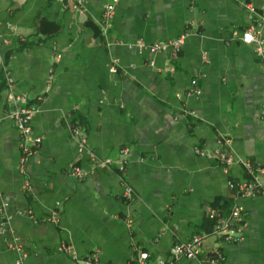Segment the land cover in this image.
<instances>
[{"label": "crops", "instance_id": "1", "mask_svg": "<svg viewBox=\"0 0 264 264\" xmlns=\"http://www.w3.org/2000/svg\"><path fill=\"white\" fill-rule=\"evenodd\" d=\"M81 1L0 0V264H83L93 254L138 264V250L208 264L215 248L225 264H264V196L229 186L249 177L247 163L264 165V53L234 34L253 22L247 0H119L106 32L109 0ZM248 1L264 16V0ZM181 36L176 54L136 45ZM9 76L38 106L41 142L26 158L9 118ZM75 129L97 158L127 148L124 169L81 155ZM225 137L230 164L201 153L224 149ZM236 203L241 240L209 235L196 259H173L176 242L212 232L211 208L228 214Z\"/></svg>", "mask_w": 264, "mask_h": 264}, {"label": "built area", "instance_id": "2", "mask_svg": "<svg viewBox=\"0 0 264 264\" xmlns=\"http://www.w3.org/2000/svg\"><path fill=\"white\" fill-rule=\"evenodd\" d=\"M119 0H109L105 4L104 15H103V26L105 28L104 32L111 26L114 18L115 8ZM81 0H76L75 7L81 4ZM246 9L249 12L253 22L250 23L241 32L235 31L234 34L246 44L253 45L254 51L258 56H262L264 53V33L261 30V26L264 20V16L260 15L255 6L251 1L245 2ZM184 41V36L169 42V43H155L146 44L143 41H137V47L146 49L149 52L156 53L167 46L173 48L176 54ZM117 59H113V64L110 66L112 72H116ZM8 83V101L11 103V110L9 112L10 120L15 124L19 134H20V148L24 154V158L28 155L34 153L35 149L39 146L41 138L36 136L32 127V120L34 115L38 110V106L30 102L29 97L26 94H18L13 91L12 88V78L7 77ZM190 93L199 95L201 93L200 89L197 87V80L191 81ZM78 138V151L82 155L85 152L95 160L97 163L103 166H114L120 167L121 170L127 164L128 149L122 148L119 150V154L115 158H97V156L90 152L87 148L86 138L79 130L75 129ZM219 145L225 144L227 147L221 149L220 147L214 148L211 152L206 153L208 157H214L219 159L225 164H230L232 162V154L229 150L230 139L229 138H219L217 139ZM24 160V159H23ZM247 168L249 171V177L241 182L229 181V186L235 191L237 197L253 198L258 195L264 196V165L253 167L251 164L247 163ZM71 175L76 178L83 177V170L79 166H73L71 168ZM133 193L132 188L127 185L125 187V196L130 197ZM208 216L210 219L214 220V227L211 233L203 235H194L191 239L181 242H176L171 250L173 259L187 258L196 259L201 253L203 241L209 235H214L215 237H220L226 241H239L241 240V230L245 224V218L243 214V207L239 204H234L228 214H222L218 209L211 208L209 210ZM13 248L20 251L22 248L17 244H11ZM60 251L68 253L70 252V247L68 245H62ZM138 264H171L170 261L165 259H158L153 261L150 254L144 250H138L137 256ZM206 262L208 264H225L226 256L225 253L219 248L212 249L207 257ZM83 264H100L97 254H93L82 259Z\"/></svg>", "mask_w": 264, "mask_h": 264}, {"label": "trees", "instance_id": "3", "mask_svg": "<svg viewBox=\"0 0 264 264\" xmlns=\"http://www.w3.org/2000/svg\"><path fill=\"white\" fill-rule=\"evenodd\" d=\"M208 218L210 219V217L208 216ZM211 224H212V228L214 227V221L212 219H210Z\"/></svg>", "mask_w": 264, "mask_h": 264}]
</instances>
